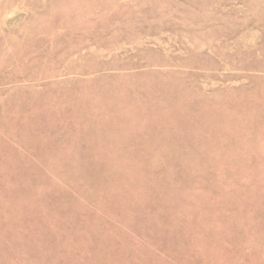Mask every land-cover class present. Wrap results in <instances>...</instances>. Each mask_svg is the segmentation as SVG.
I'll list each match as a JSON object with an SVG mask.
<instances>
[{
	"label": "rangeland",
	"instance_id": "rangeland-1",
	"mask_svg": "<svg viewBox=\"0 0 264 264\" xmlns=\"http://www.w3.org/2000/svg\"><path fill=\"white\" fill-rule=\"evenodd\" d=\"M0 264H264V0H0Z\"/></svg>",
	"mask_w": 264,
	"mask_h": 264
}]
</instances>
